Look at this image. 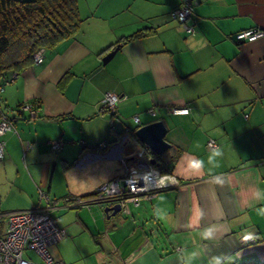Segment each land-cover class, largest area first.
<instances>
[{
  "label": "crops",
  "instance_id": "obj_1",
  "mask_svg": "<svg viewBox=\"0 0 264 264\" xmlns=\"http://www.w3.org/2000/svg\"><path fill=\"white\" fill-rule=\"evenodd\" d=\"M180 4L77 0L82 24L76 35L47 50L41 64L24 69L0 93L2 114L15 127L0 137V214L43 206L41 193L57 200L53 215L66 235L49 248L55 259L264 264V37L235 39L245 29L264 30V0H195L188 19L194 34L172 16ZM140 30L150 34L122 43ZM107 92L122 98L115 116L103 102ZM28 102L35 117L18 111ZM173 107L190 112L172 114ZM157 120L165 123L171 147L160 167L152 165L171 168L166 174L176 186L110 218L107 205L66 207L121 177L120 157L133 162L145 146L130 130ZM120 132L128 136L124 144ZM209 140L218 148L207 149ZM189 156L205 162L199 174L185 171ZM209 226L213 238L202 235Z\"/></svg>",
  "mask_w": 264,
  "mask_h": 264
},
{
  "label": "built area",
  "instance_id": "obj_2",
  "mask_svg": "<svg viewBox=\"0 0 264 264\" xmlns=\"http://www.w3.org/2000/svg\"><path fill=\"white\" fill-rule=\"evenodd\" d=\"M195 0H181V4L172 11V16L178 19L185 30L195 33V26L188 24V19L193 15ZM264 37V30L259 28H249L239 31L235 34L237 41H255ZM46 49L40 48L34 53L33 65L41 64L44 61ZM17 74L11 76V82L14 81ZM5 89L0 83V93ZM122 98L114 92H107L103 102L105 107L115 113L118 104ZM1 105V101H0ZM19 112L28 111L32 117L37 115V109L31 102L22 104L18 107ZM172 114H188V107H173L170 109ZM155 115L156 112L151 110ZM0 137L6 132L14 130L12 120L0 109ZM137 123L139 117H134ZM112 130L117 131L114 120L112 121ZM121 144L127 142V135L120 139ZM102 143L100 147H106ZM4 141L0 140V159L4 156ZM209 149L215 150L218 144L214 140L207 143ZM53 149L59 152L62 148L61 143L52 144ZM147 147L139 149L134 154V161L128 162L126 157H120L124 173L121 177L110 180L97 188L95 196L78 197L72 205H66L68 208L88 207L92 205H112L120 203L122 211L129 213V204L139 205L141 199H150L161 190L176 186L178 181L172 175L163 174L159 169L152 165L146 155ZM40 198L44 201L43 206H36L27 210L13 211L7 214H0V264H66L63 260L52 257L49 248L61 241L66 233L58 225L57 218L53 211L60 207L47 194L41 193ZM254 242L255 239L249 237L246 239ZM33 250L39 260H33L26 257V251Z\"/></svg>",
  "mask_w": 264,
  "mask_h": 264
},
{
  "label": "trees",
  "instance_id": "obj_3",
  "mask_svg": "<svg viewBox=\"0 0 264 264\" xmlns=\"http://www.w3.org/2000/svg\"><path fill=\"white\" fill-rule=\"evenodd\" d=\"M81 24L77 0H0V83L3 86L12 83V74H19L33 65L37 50L45 48L47 52L73 38ZM149 34L150 32L140 30L122 40V43L133 37ZM108 112L112 116L117 114V111ZM130 132L133 135L134 129ZM118 135L117 139L120 140L124 132ZM146 155L161 160V156L155 155L149 149L146 150ZM170 171L171 168L165 167L161 170L163 174ZM96 192L97 189L86 197L95 196ZM55 202L59 204L57 200Z\"/></svg>",
  "mask_w": 264,
  "mask_h": 264
},
{
  "label": "water",
  "instance_id": "obj_4",
  "mask_svg": "<svg viewBox=\"0 0 264 264\" xmlns=\"http://www.w3.org/2000/svg\"><path fill=\"white\" fill-rule=\"evenodd\" d=\"M118 49L119 46L115 47L107 55H105L103 62L107 63L116 54ZM166 133L167 127L162 120L139 125L134 129V136L157 156H162L171 147V143L165 138ZM150 162L159 167L161 166V162L155 156L150 158ZM122 210L123 209L120 203L107 205L104 208L105 213H107V215L109 214L108 218H110L111 215H119L122 213Z\"/></svg>",
  "mask_w": 264,
  "mask_h": 264
},
{
  "label": "clouds",
  "instance_id": "obj_5",
  "mask_svg": "<svg viewBox=\"0 0 264 264\" xmlns=\"http://www.w3.org/2000/svg\"><path fill=\"white\" fill-rule=\"evenodd\" d=\"M204 166L205 162L195 156H189L185 161V171L190 174H199ZM202 235L206 238H213L215 235V228L213 226L204 228ZM216 264H220L219 258H216Z\"/></svg>",
  "mask_w": 264,
  "mask_h": 264
},
{
  "label": "rangeland",
  "instance_id": "obj_6",
  "mask_svg": "<svg viewBox=\"0 0 264 264\" xmlns=\"http://www.w3.org/2000/svg\"><path fill=\"white\" fill-rule=\"evenodd\" d=\"M48 52H49V50H48ZM114 122H116V121H114ZM207 149H208V147H207ZM70 211L75 216L77 215V210H70ZM61 218L62 219H60V223L62 224L63 222L66 221V219H64V216L63 215H61ZM49 251H50V249H49ZM26 257H31L33 260H39V257L37 256V254L33 250H27L26 251Z\"/></svg>",
  "mask_w": 264,
  "mask_h": 264
}]
</instances>
